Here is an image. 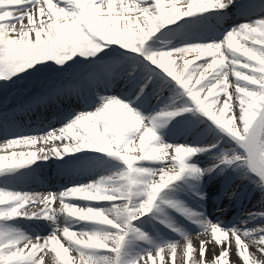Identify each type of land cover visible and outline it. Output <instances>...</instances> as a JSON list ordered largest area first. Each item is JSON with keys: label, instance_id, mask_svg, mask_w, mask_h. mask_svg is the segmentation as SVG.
I'll return each instance as SVG.
<instances>
[{"label": "snow or ice", "instance_id": "obj_1", "mask_svg": "<svg viewBox=\"0 0 264 264\" xmlns=\"http://www.w3.org/2000/svg\"><path fill=\"white\" fill-rule=\"evenodd\" d=\"M10 90L84 106L23 131ZM0 92V264H264V210L206 207L213 180L264 193V0H0ZM49 162L84 182L18 189Z\"/></svg>", "mask_w": 264, "mask_h": 264}, {"label": "bare ground", "instance_id": "obj_2", "mask_svg": "<svg viewBox=\"0 0 264 264\" xmlns=\"http://www.w3.org/2000/svg\"><path fill=\"white\" fill-rule=\"evenodd\" d=\"M252 2L255 3H259L260 0H252ZM252 19L258 18L256 16L251 17ZM245 17L240 15V12L233 8L230 9L227 13V15L220 21L216 22L213 21V28H212V35L215 36H219L221 32H223L225 29L230 28L231 26H233L234 24H238L241 22H245ZM30 88H32L34 91H39L40 86L39 85H35V86H29ZM121 89L120 86L118 85H114L112 86V92L113 94H116L118 92H120L119 90ZM33 90L31 93H33ZM24 96L20 93H18V95L13 96V98L6 100L5 103L9 104L10 102H15V101H20V106L22 107L26 101H22L21 99H23ZM68 99L69 97H61V99L65 100ZM70 99H75L77 101H79L78 107H80L79 110H82L83 108V101H81L80 99H77L75 96H72ZM3 98L2 100H0V107H2V102H3ZM16 103V102H15ZM77 106V105H75ZM78 110V111H79ZM47 112H51V117L48 119L47 116ZM55 114V110H54V106L52 105V103L48 104L46 107H40L39 109L33 108L32 111L30 112H23V113H18L17 117L20 118L19 121L23 122L24 124L26 123V125L22 128H20V130L23 131H27L31 128H37L40 127L42 125L46 126L48 124H57L58 120H55V117H53ZM34 116V117H32ZM36 121V122H34ZM30 123V124H29ZM0 139H2V137H0ZM183 142V141H180ZM21 150L24 151H29L32 149L29 148H23ZM3 154V153H0ZM201 163H203L205 166L209 163L208 158H201ZM55 172V170H54ZM47 173H49V170L46 171H42L37 169L36 172L33 174V179L36 180V178H38L37 174L39 175H47ZM56 178H59V183L57 185H52L51 184H46V183H42L40 182H35L33 183V179H31V181H28V184H19L17 185L19 190L22 191H30V192H36V191H40V192H36V193H41L43 194V192H49V191H59L61 188L65 187V186H71L74 182H76L77 180H80L81 182H84L83 178H78L75 176H69L64 174L62 175H56ZM45 179V178H42ZM229 179L228 182L230 184L226 183V186L228 187V189L230 190L231 187L234 188L235 187V180ZM233 185V186H232ZM249 184L247 182L243 183V184H238L236 189H237V194L235 196L234 199L232 200H228V201H224L221 200V198H218L217 196L214 199V203L218 204V203H223V206L226 205L228 206V209H225L223 211V213L221 214H217L213 212V205H212V200H209L206 203V207L208 210V214L211 216V218L213 220H217L219 219L220 221L224 222L225 224H231L233 222L238 221V219L240 217H242L243 215H245L247 212L249 211H261L264 210V200L260 201V202H254L252 197L254 195H261V192L256 189L255 187H250L248 186ZM222 186H225V184H222L221 186H215L213 184V182H211V184L207 185L206 187V191L213 189H216L217 191H220ZM212 189V190H213ZM227 200V199H226ZM57 203V202H56ZM54 207H58L55 206V204L53 205ZM26 223L29 222H25L22 226L25 227ZM42 223H36V225H40ZM40 228H38L37 230L34 229L33 232L35 231H40L42 233H46L48 231V229L46 227H43L42 225L39 226ZM189 229V228H188ZM190 233L193 236V243L197 246L198 248V240L195 238V233H196V229L192 226L191 229H189ZM170 235V234H168ZM174 239H177L179 241V246L182 247L184 244V241L179 238V237H173ZM216 251H218V249H216ZM254 251V249H253ZM207 259L211 260L212 256H213V251L210 250L207 252ZM236 255H235V249H232V255H231V260L235 261Z\"/></svg>", "mask_w": 264, "mask_h": 264}, {"label": "rangeland", "instance_id": "obj_3", "mask_svg": "<svg viewBox=\"0 0 264 264\" xmlns=\"http://www.w3.org/2000/svg\"><path fill=\"white\" fill-rule=\"evenodd\" d=\"M30 86H32V85L30 84ZM29 88H30V87H29ZM30 89H32V88H30ZM14 95H16L15 92L11 93L8 97L11 98V97L14 96ZM203 158H205V157H203ZM208 161H209V160H208ZM209 162H210V161H209Z\"/></svg>", "mask_w": 264, "mask_h": 264}]
</instances>
